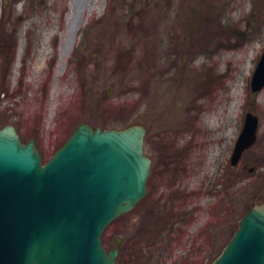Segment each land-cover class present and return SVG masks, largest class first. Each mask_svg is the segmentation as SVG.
I'll use <instances>...</instances> for the list:
<instances>
[{"label": "rangeland", "instance_id": "obj_1", "mask_svg": "<svg viewBox=\"0 0 264 264\" xmlns=\"http://www.w3.org/2000/svg\"><path fill=\"white\" fill-rule=\"evenodd\" d=\"M0 43V128L43 163L81 123L147 130V194L101 236L116 264H212L264 202V0H0ZM248 112L257 140L232 166Z\"/></svg>", "mask_w": 264, "mask_h": 264}, {"label": "water", "instance_id": "obj_2", "mask_svg": "<svg viewBox=\"0 0 264 264\" xmlns=\"http://www.w3.org/2000/svg\"><path fill=\"white\" fill-rule=\"evenodd\" d=\"M264 88V52L250 81ZM111 90H109V93ZM258 118L246 113L230 163L257 140ZM139 124L99 128L81 123L45 163L35 141L14 125L0 128V264H116L101 236L146 195L152 160ZM212 264H264V202L250 208Z\"/></svg>", "mask_w": 264, "mask_h": 264}, {"label": "flooded vegetation", "instance_id": "obj_3", "mask_svg": "<svg viewBox=\"0 0 264 264\" xmlns=\"http://www.w3.org/2000/svg\"><path fill=\"white\" fill-rule=\"evenodd\" d=\"M151 158V157H150ZM151 160H152V158H151ZM151 170H152V168H151ZM150 175H151V173H150ZM163 197V196H162ZM139 204V203H138ZM172 204L174 205V207L176 208V209H179V210H183V209H186L187 208V205H188V203H187V201H185V200H181V198L180 197H177L175 200H173V202H172ZM166 208L167 207H169L168 206V204L165 206ZM135 208V207H134ZM171 208V207H170ZM180 215L182 216L181 218H180V221H181V225L183 226V227H186L187 225H188V222H189V218L187 217V213L186 212H182V213H180ZM184 217V218H183ZM172 230H174V229H172L171 228V231ZM119 251H120V249H119ZM118 256H119V253H118Z\"/></svg>", "mask_w": 264, "mask_h": 264}, {"label": "trees", "instance_id": "obj_4", "mask_svg": "<svg viewBox=\"0 0 264 264\" xmlns=\"http://www.w3.org/2000/svg\"><path fill=\"white\" fill-rule=\"evenodd\" d=\"M1 44V43H0ZM2 51L0 50V53H1ZM12 53H13V51H12ZM7 59L10 61V60H12V57H10V56H7Z\"/></svg>", "mask_w": 264, "mask_h": 264}, {"label": "bare ground", "instance_id": "obj_5", "mask_svg": "<svg viewBox=\"0 0 264 264\" xmlns=\"http://www.w3.org/2000/svg\"><path fill=\"white\" fill-rule=\"evenodd\" d=\"M77 3H79V2H77ZM79 4H77V6H78Z\"/></svg>", "mask_w": 264, "mask_h": 264}]
</instances>
